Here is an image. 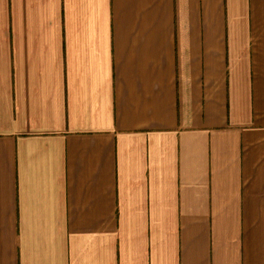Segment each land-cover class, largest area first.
<instances>
[{"label": "crops", "instance_id": "crops-1", "mask_svg": "<svg viewBox=\"0 0 264 264\" xmlns=\"http://www.w3.org/2000/svg\"><path fill=\"white\" fill-rule=\"evenodd\" d=\"M0 264H264V0H0Z\"/></svg>", "mask_w": 264, "mask_h": 264}]
</instances>
